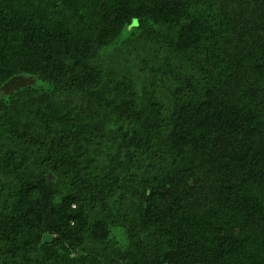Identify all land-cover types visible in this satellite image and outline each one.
Here are the masks:
<instances>
[{"label":"trees","instance_id":"trees-1","mask_svg":"<svg viewBox=\"0 0 264 264\" xmlns=\"http://www.w3.org/2000/svg\"><path fill=\"white\" fill-rule=\"evenodd\" d=\"M0 264H264V0H0Z\"/></svg>","mask_w":264,"mask_h":264},{"label":"water","instance_id":"water-1","mask_svg":"<svg viewBox=\"0 0 264 264\" xmlns=\"http://www.w3.org/2000/svg\"><path fill=\"white\" fill-rule=\"evenodd\" d=\"M41 240H42V242L48 243L51 240V235H49V234H42Z\"/></svg>","mask_w":264,"mask_h":264}]
</instances>
